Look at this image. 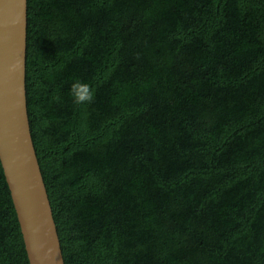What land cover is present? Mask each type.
<instances>
[{"label":"trees","instance_id":"trees-1","mask_svg":"<svg viewBox=\"0 0 264 264\" xmlns=\"http://www.w3.org/2000/svg\"><path fill=\"white\" fill-rule=\"evenodd\" d=\"M26 12L30 133L64 264H264V0ZM76 79L91 104H73ZM0 264H29L1 162Z\"/></svg>","mask_w":264,"mask_h":264},{"label":"water","instance_id":"water-1","mask_svg":"<svg viewBox=\"0 0 264 264\" xmlns=\"http://www.w3.org/2000/svg\"><path fill=\"white\" fill-rule=\"evenodd\" d=\"M27 0H0V162L29 264H64L26 105Z\"/></svg>","mask_w":264,"mask_h":264},{"label":"clouds","instance_id":"clouds-1","mask_svg":"<svg viewBox=\"0 0 264 264\" xmlns=\"http://www.w3.org/2000/svg\"><path fill=\"white\" fill-rule=\"evenodd\" d=\"M69 95L77 106L89 105L94 101L95 90L87 82L74 80L69 87Z\"/></svg>","mask_w":264,"mask_h":264}]
</instances>
